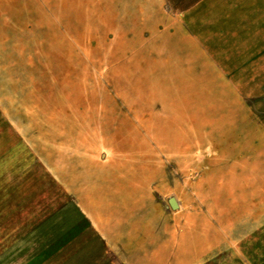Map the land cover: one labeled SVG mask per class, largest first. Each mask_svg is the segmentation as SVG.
I'll return each mask as SVG.
<instances>
[{"label": "rangeland", "instance_id": "rangeland-1", "mask_svg": "<svg viewBox=\"0 0 264 264\" xmlns=\"http://www.w3.org/2000/svg\"><path fill=\"white\" fill-rule=\"evenodd\" d=\"M29 1L0 0V264H127L121 244L109 250L81 213L75 181L54 180L57 165L32 146L21 103L28 77L39 75L30 64L40 29L59 42L50 51L64 50V64L50 54L60 67L48 76L87 82L99 108L118 112L115 98L137 85L187 98L192 131L159 165L160 200L176 221L144 238L132 264H264V58L243 82L221 35L222 24L232 38L253 32L264 11L249 9L254 0H46L41 19L24 11ZM63 24L73 36L62 35ZM121 28L134 40L145 35L105 63ZM155 40L163 44L152 45L143 68L126 72L124 61Z\"/></svg>", "mask_w": 264, "mask_h": 264}, {"label": "crops", "instance_id": "crops-1", "mask_svg": "<svg viewBox=\"0 0 264 264\" xmlns=\"http://www.w3.org/2000/svg\"><path fill=\"white\" fill-rule=\"evenodd\" d=\"M24 11L31 18L37 12L43 19L48 16L49 6L46 0H30ZM68 27L63 24L61 33L71 37L74 28ZM44 32L40 29L33 37L34 61L30 65L39 69V75L28 77L26 97L21 103L24 116L29 118L27 125L36 131L37 139L32 146L41 149L47 159L43 163L57 165L54 180L75 181L73 194L79 199L81 213L109 250L113 251V244H121L122 260L132 264L131 256L144 238L170 231L176 221L170 207L160 200L164 184L159 165L162 158L169 157L171 149L181 147L182 138L186 141L187 133L192 131L187 98L178 97L165 87L159 94L147 92L149 89L145 93L146 88L137 85L131 91L126 88V94L115 98L121 106L118 112L99 108L96 98L90 96L87 82L48 76V68L60 67L49 56L59 55L63 63L64 50L61 47L59 52L50 51L59 42L50 41L48 31ZM125 32V28L115 31L107 44L110 49L103 57L105 63L127 54L145 35L137 34L139 37L134 40ZM143 43L141 49L124 61L126 72L142 69L156 46L163 44L162 40L144 46ZM123 79L127 81L129 77ZM20 107L16 109L22 110ZM98 115L104 118L100 124ZM154 184H158L157 188H153Z\"/></svg>", "mask_w": 264, "mask_h": 264}, {"label": "trees", "instance_id": "trees-1", "mask_svg": "<svg viewBox=\"0 0 264 264\" xmlns=\"http://www.w3.org/2000/svg\"><path fill=\"white\" fill-rule=\"evenodd\" d=\"M263 2L264 0H254L253 7L249 9L256 10L260 13V11H264ZM235 22L236 21L232 23L235 24ZM253 23L254 31L249 34L238 36L244 33L243 31H241V28H239L238 34H235L234 37L237 38V40H234V38H232L231 36L233 34V32L231 31V27L229 25L222 24L223 33L221 31V35L223 36V38H225V41L227 43L225 48L227 55L226 59L228 61L230 58H235L236 61L239 62L237 67L239 71L238 77L241 78L243 82H245L246 79L250 78L251 75H255V67L259 65V61L264 58V18L260 19L257 17L253 20L252 24ZM245 37L248 38L246 41L243 39ZM244 43L247 44L244 45ZM251 69H253V71Z\"/></svg>", "mask_w": 264, "mask_h": 264}, {"label": "water", "instance_id": "water-1", "mask_svg": "<svg viewBox=\"0 0 264 264\" xmlns=\"http://www.w3.org/2000/svg\"><path fill=\"white\" fill-rule=\"evenodd\" d=\"M169 202H170V205H171L173 208H176V207H177L176 200H175L173 197H171V198L169 199Z\"/></svg>", "mask_w": 264, "mask_h": 264}]
</instances>
